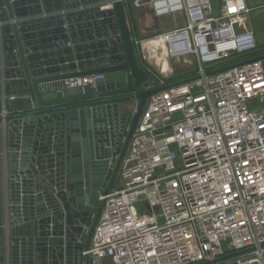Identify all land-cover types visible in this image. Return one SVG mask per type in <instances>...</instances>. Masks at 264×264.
<instances>
[{"label":"built area","instance_id":"obj_1","mask_svg":"<svg viewBox=\"0 0 264 264\" xmlns=\"http://www.w3.org/2000/svg\"><path fill=\"white\" fill-rule=\"evenodd\" d=\"M123 2L148 4L157 18L186 14L184 26L134 44L153 88L169 86L161 76L170 62L191 56L196 75L186 80L196 79L148 98L119 169L122 187L100 195L83 256L90 264H203L244 252L215 264H264V61L214 67L257 49L247 0H221L219 15L211 0Z\"/></svg>","mask_w":264,"mask_h":264},{"label":"water","instance_id":"obj_2","mask_svg":"<svg viewBox=\"0 0 264 264\" xmlns=\"http://www.w3.org/2000/svg\"><path fill=\"white\" fill-rule=\"evenodd\" d=\"M126 8L0 0V264H90L83 252L100 195L115 184L148 98L196 79L153 88ZM255 60L264 54L244 63ZM100 74L97 87L66 85Z\"/></svg>","mask_w":264,"mask_h":264},{"label":"rangeland","instance_id":"obj_3","mask_svg":"<svg viewBox=\"0 0 264 264\" xmlns=\"http://www.w3.org/2000/svg\"><path fill=\"white\" fill-rule=\"evenodd\" d=\"M211 2L214 5L215 13L217 15H219L221 13V0H211ZM247 3L251 9V12H250L251 14L249 17V21L247 23V28L250 27L254 31V35L256 38V44L258 47H260V48L257 47L258 49H256V50H258V52L261 53L262 51H264V0H247ZM132 5H133V3H132ZM148 6H149L148 4H145L138 9L144 10V8L148 7ZM135 14H139V13L137 12ZM139 16L142 18L141 14H139ZM176 18H178V19L173 20ZM156 19H159L161 21L160 22L159 20H157V24L154 22L155 27H156L154 30L157 33H160L161 31L162 32L168 31L167 29L170 30V28H172V27H182L187 23L186 14H180L177 17L170 15L169 17H162V18H156ZM154 34H156V33H154ZM155 46H157V45H155ZM135 48H136V51H138V48L137 47H135ZM197 64H198V62H197V59L195 56H191L190 58L187 57L186 59L180 60V62H170V69L169 70L171 72H169L167 74L165 72H162L161 78H163L164 80H167V78L169 76L171 77V74L173 72H176V71H180V73H186V74L187 73H193L197 69ZM146 66H147V68H149V65L147 63H146ZM150 68L152 69L153 73H155L156 75L159 74L157 71L158 66L152 64V66H150ZM150 75L153 78V75L151 73H150ZM161 173H162V169H159L157 171V174L160 175ZM116 187L121 188L122 182L119 181Z\"/></svg>","mask_w":264,"mask_h":264},{"label":"crops","instance_id":"obj_4","mask_svg":"<svg viewBox=\"0 0 264 264\" xmlns=\"http://www.w3.org/2000/svg\"><path fill=\"white\" fill-rule=\"evenodd\" d=\"M125 5L127 6V8L129 7V14H130V19H131L130 27H131L132 36H133L134 39H137V38H142V39L143 38H148V37L152 36L154 33L157 34V32L154 30L156 28L154 22L157 24V20H159V19H156L157 17L155 16L151 6L145 7L144 10H143V9H138L140 7L133 6L131 2L130 3H126ZM137 12L139 14H141L142 18L139 16V14H135ZM179 15L175 14L173 16L177 17ZM166 17H169V16H166ZM177 19L178 18L173 19V20H177ZM172 28L174 29V28H177V27H172ZM172 28H170V30H172ZM167 30H169V29H167ZM137 56H138V52H137ZM138 59L140 61L141 66L144 68V70L148 74V70H146L147 69L146 61L144 60V58L142 59V58L138 57ZM176 74H177V71L173 72L171 74V77L170 76H169L170 78L168 77L169 79L167 78V80L165 81L167 83L166 85H168V84L169 85L170 84H176V83L180 82V81H172L173 78H175ZM148 75L150 77V82H152L151 81L152 80V76L150 74H148ZM118 182H119V179L117 177L113 188H117L116 186H117Z\"/></svg>","mask_w":264,"mask_h":264},{"label":"trees","instance_id":"obj_5","mask_svg":"<svg viewBox=\"0 0 264 264\" xmlns=\"http://www.w3.org/2000/svg\"><path fill=\"white\" fill-rule=\"evenodd\" d=\"M126 9H127V12H128V18H129V23H130L131 19H130V14H129V7L126 8ZM258 48H260V47H258ZM259 54L260 55L264 54V51H262L260 53V52H258V50H255V51L250 52V53L237 54V55H234L230 59H227V60H224V61H221V62L215 64L214 67L215 68H220V67H223V66H229V65L235 64V63L240 62V61H244V60H247V59H250V58L257 57ZM214 67H212V68H214ZM194 75H196V71L193 72V73H187V74L186 73H180V71H177V74H176L175 78H173L172 81H183V80L192 78ZM105 264H112V262L108 260V261H106Z\"/></svg>","mask_w":264,"mask_h":264},{"label":"flooded vegetation","instance_id":"obj_6","mask_svg":"<svg viewBox=\"0 0 264 264\" xmlns=\"http://www.w3.org/2000/svg\"><path fill=\"white\" fill-rule=\"evenodd\" d=\"M80 9H82V8H80ZM79 9V10H80ZM83 9H86V8H83ZM116 159H114V160H112L111 161V163H110V173H109V175H108V178H109V176H111L112 174H113V171H114V168H115V166H116ZM119 173V172H118ZM106 188V187H105Z\"/></svg>","mask_w":264,"mask_h":264},{"label":"bare ground","instance_id":"obj_7","mask_svg":"<svg viewBox=\"0 0 264 264\" xmlns=\"http://www.w3.org/2000/svg\"><path fill=\"white\" fill-rule=\"evenodd\" d=\"M160 44H161V42H160ZM156 45H159V43H156Z\"/></svg>","mask_w":264,"mask_h":264}]
</instances>
